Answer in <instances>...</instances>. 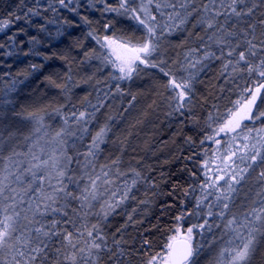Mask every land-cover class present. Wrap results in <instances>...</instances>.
<instances>
[{"label":"snow or ice","instance_id":"obj_1","mask_svg":"<svg viewBox=\"0 0 264 264\" xmlns=\"http://www.w3.org/2000/svg\"><path fill=\"white\" fill-rule=\"evenodd\" d=\"M34 4L29 7L20 0L15 12L0 17V33L20 21L30 25L31 18L42 11L68 10L89 28L85 38L99 48V52H84L81 62L97 60L111 66L108 79L115 83L101 87L102 81L97 80L96 103L85 97L86 106L80 110L70 105L73 87L78 86L70 67L63 83L53 79L57 73L44 76L39 83L60 90L68 101L52 109L51 115L61 120L60 127L49 133L43 117L28 111L26 118L37 125L35 133L43 132V136L35 140L25 136L24 145H12L7 154L13 138L0 134V264H103L107 254L123 264L120 258L126 255L122 246L126 241L115 237L134 222L133 215L129 213L125 226L113 234L116 251L108 244L105 227L126 203L137 201L141 186L147 198L139 200V205L148 206L155 197L165 196L170 199L161 205V213L178 209L161 251L153 252L152 242L141 240L137 252L143 264H200L204 255L210 256L208 264H264V0H87V7L102 17H119L134 32L142 33L119 37L113 34L119 22L114 18L100 24L103 35L93 28V21L80 13L81 0L46 4L34 0ZM63 27L52 33L41 25L40 31L49 40H58L64 36ZM24 32L25 28H19L7 37V44L0 43V49H10L6 56L32 55L44 62L56 57L37 50L42 44L37 36L29 37L27 51L18 52L16 37ZM174 36L183 37L179 45L171 43ZM175 48L184 50L182 58L177 53L171 59ZM59 58L70 65L67 56ZM215 61L220 62L226 82L244 79L245 83L238 98L229 101L230 107L221 112L214 106L203 119L201 182L187 188L172 183L165 192L139 167L124 168L121 155L105 157L115 119L107 116L100 124L98 116L117 96H130L125 112L137 100L121 82L132 81L147 69L158 70L168 81L163 87L171 93L165 98L167 118L199 125L195 85L200 73ZM44 66L31 63L15 75L0 74V82L8 78L0 88V109L12 104L8 97ZM185 143L196 146L192 137L185 138ZM78 145L85 150L79 151ZM186 159L193 161L192 156ZM191 176L195 178L196 172ZM241 192L244 200L237 205ZM193 218L197 222L189 224ZM217 245L219 250L212 255Z\"/></svg>","mask_w":264,"mask_h":264},{"label":"trees","instance_id":"obj_2","mask_svg":"<svg viewBox=\"0 0 264 264\" xmlns=\"http://www.w3.org/2000/svg\"><path fill=\"white\" fill-rule=\"evenodd\" d=\"M40 2L46 4L50 0H40ZM25 3L29 7L35 6L33 0H25ZM113 3H115V0H113ZM19 4L20 0H0V17L15 12ZM81 4L84 5L80 8L81 15L87 16L93 21L92 27L96 28L101 35L104 33L100 24L105 19L113 18L119 21L113 29V34L116 37L133 33L137 36L142 34L134 32L129 23L119 17L112 15L102 17L98 10L87 7V0H81ZM99 7L97 5V8ZM64 21L79 24V26L69 27L64 24ZM41 25H44L47 31L52 33H55L58 27L64 25V36L58 40H49L46 34L40 31ZM19 28H25V32L16 37V43L19 45L18 52L27 51L31 47L28 42L29 37L37 36L42 41V44L37 46V50L46 55L55 53L56 57L44 62L41 57L32 55L25 57L21 54L9 57L5 55L6 52L10 51L7 46L0 49V74L7 72L15 75L25 71L31 63L45 64L41 72L30 77L25 86L8 97V99L12 100V104L0 109V134L6 139L9 137L13 138L10 145L6 148V154L12 145H24L23 137L25 136L31 135L32 140L37 139L38 136H43V132L35 133L37 125L35 121L26 118L28 111L36 112L43 117V124L49 133L58 129L61 125L59 117L51 115L52 109L66 105L68 101L60 90L49 87L46 83H39L44 76L57 73L53 79H56L58 83H63L64 74L70 67L73 79L78 85L73 87L70 105H75L80 110H83L86 106L84 103L85 97L92 104L96 103L97 93L95 88L97 80L102 81L101 87H104L105 84L115 83L108 79L109 73L112 72L111 66H102L97 60H91L87 63L81 62L84 59V52H91L93 49L99 52V48L95 41L85 38L89 28L83 25L79 21V17L70 11L64 9H59L57 13H53L50 10L42 11L41 16L31 18L30 25L23 21L17 22L10 29L0 33V43L7 44V37ZM177 40L178 38L174 36L171 39L173 41L171 43L176 45ZM21 41L24 43L20 44ZM179 51L182 58L184 50L179 48ZM60 56H67L71 61L70 65L61 60ZM90 76L92 79L88 83H84ZM7 79L5 77L4 81L0 82V88L4 87ZM244 83V79L235 83L226 82L225 78L221 76L220 62H213L209 68L200 73L195 85V116L200 118L201 123L193 125L190 122L182 124L179 120L167 118L166 113L169 109L167 106L160 105V99L162 98L158 94L161 91L157 92L160 87L153 91L149 86H134L133 80L121 82V87L125 92L135 94L137 100L134 102L133 107L125 112L124 109L128 105L130 96H117L102 110L103 114L98 116L100 124L104 123L107 116H113L115 119L113 134L110 136L108 147L105 149V157L121 155L124 168L130 166L139 167L144 175L149 176L160 184L161 189L165 192L172 183H178L181 188L198 184L201 182V173L198 165L203 159L202 155H200L202 149L199 146V141L202 139L203 119L208 112L213 110L214 106L219 108L221 112L226 107H230L229 101H234L238 98V93ZM140 87L144 88L141 89ZM164 91L167 97L171 95L167 89L164 88ZM69 108H66L65 111H68ZM18 113L20 115H17ZM121 113H124L123 117H121ZM189 119L186 117V120ZM95 130L93 128V132ZM187 137H192L195 147L185 143V138ZM87 142L88 140L86 139L84 144H87ZM17 150L26 149L19 147ZM78 150L84 151L85 149L83 146L78 145ZM69 154L73 153L70 152ZM189 156L193 157L192 162H188L186 159ZM101 162H104L103 158H101ZM193 171L196 172L195 178L191 176ZM161 174H163V179H161ZM165 181H168V183H165ZM145 192V187L141 186L136 193L137 201L126 203L122 209L118 210V214L109 218L105 227V232L108 235V244L113 251H116L112 244L113 234L117 228L125 226L129 213L133 215L134 222L128 223L123 228V231L115 237L126 241L122 245L126 255L120 258L123 264H143L137 249L144 238L152 242L153 252L161 251L163 245L167 242L168 236L171 234L168 230L173 226L174 216L178 212V209L174 208L164 214L161 213V205L165 200L170 199L165 196L155 197L148 206L139 205V200L147 198ZM148 195H151V191L148 192ZM191 206L189 205V207ZM133 208L136 209L135 213L132 212ZM195 222L197 221L193 218L189 221V224ZM215 234L219 236L220 233L216 232ZM127 253L132 254L127 255ZM109 255H104L103 264H117L115 259H109ZM205 256L201 257L200 264L207 260V256Z\"/></svg>","mask_w":264,"mask_h":264},{"label":"rangeland","instance_id":"obj_3","mask_svg":"<svg viewBox=\"0 0 264 264\" xmlns=\"http://www.w3.org/2000/svg\"><path fill=\"white\" fill-rule=\"evenodd\" d=\"M40 3L43 4V2H40ZM181 40H183V37L178 38V40L176 41V45H179ZM171 42H173V41H171ZM177 53L180 54L179 48L172 49L170 52L171 59H176ZM170 66H171V64H169V67ZM167 82H168L167 79L156 69H147L145 71H142L139 74V76L137 77V79L134 78V80H133L134 86L136 85L137 87L149 86L150 89L153 91H154V89L157 90L160 87V89L157 92L161 91L160 94H158V95H160V97L162 98V99H160V105H162V106H167V103L165 101L167 94L164 91V87H163V85L167 84ZM140 88L142 89L144 87H140ZM244 195H245L244 192L240 193V198L237 200V205H239L243 202ZM252 195H254V192L250 194V196H252ZM249 202H250V200H249ZM219 247H220V245H217L216 247L213 248L212 255H214L219 250ZM206 256H207V260H204L203 264H208V260L210 259L209 255H206Z\"/></svg>","mask_w":264,"mask_h":264}]
</instances>
